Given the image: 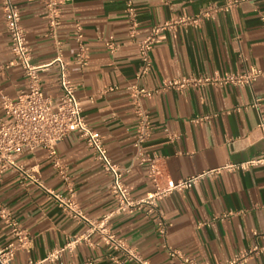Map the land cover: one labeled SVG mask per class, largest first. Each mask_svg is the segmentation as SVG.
<instances>
[{
  "label": "crops",
  "instance_id": "1",
  "mask_svg": "<svg viewBox=\"0 0 264 264\" xmlns=\"http://www.w3.org/2000/svg\"><path fill=\"white\" fill-rule=\"evenodd\" d=\"M134 1L139 25L137 35L132 37L126 0H62L63 17L56 37L62 41L60 52L86 119L101 132L109 155L130 168L125 181L132 186L133 195L143 196L152 182L148 165L135 158L138 116L128 86L138 81L158 88L141 100L153 126L145 147L163 156L166 170L175 179L217 171L202 175L191 187L159 201L171 223L166 236H162L153 216L143 210L114 211L117 204L110 189L111 175L74 131L57 143V149L68 166L77 200L89 219L110 214L111 229L151 264H183L169 254L166 243L191 254L199 264H222L258 246L259 251L245 264H264V164L227 167L248 160L264 148V76L248 84L162 88L172 77L240 71L250 65L264 68V0ZM230 1L237 2L226 8ZM15 2L33 61L51 62L59 50L44 4L41 0ZM207 8L216 10L203 15ZM181 15L199 18L167 30L152 48L150 70L138 78L141 60L137 39L145 36L155 22ZM78 30L87 47L84 65L75 61ZM110 38L116 41L113 50L106 44ZM11 58V40L0 0V117L4 113L1 92L15 97L29 86L20 65L6 66ZM59 72L57 61L40 71L45 93L55 100L62 92ZM198 116L204 117L196 120ZM169 131L179 133V138L171 140ZM17 159L26 167L35 166L34 173L47 186L63 190L62 178L47 148L25 147ZM0 203L9 206L28 235L13 264L46 257L90 225L70 215L38 182L29 178L22 182L18 169H8L0 177ZM15 239L0 218V244ZM112 252L94 231L73 249L63 250L60 259H47L44 264L61 260L65 264H122L110 258Z\"/></svg>",
  "mask_w": 264,
  "mask_h": 264
},
{
  "label": "built area",
  "instance_id": "2",
  "mask_svg": "<svg viewBox=\"0 0 264 264\" xmlns=\"http://www.w3.org/2000/svg\"><path fill=\"white\" fill-rule=\"evenodd\" d=\"M45 7L47 22L50 33L55 36L54 42L59 54L51 62L37 64L33 61L32 47L21 20L19 5L15 0H1V9L5 24L11 40L12 58L6 64L10 66L18 64L22 67L28 79L27 89H20L15 97L8 93L1 92V104L4 110L0 117V177L8 169H18L21 172L22 182L25 178L38 182L70 215L76 218L89 221L90 225L82 234H76L69 238L61 247L51 250L44 258H30L26 264H44L45 260H57L61 258V252L65 249H73L82 239H89L92 232H98L100 238L113 250L110 258L118 263L128 264H151L150 260L130 246L124 238L117 235L110 227L106 214L98 219H89L80 206L73 180L68 171V166L62 162L57 149V143L67 134L78 132L85 142L93 150L103 168L111 175L110 189L116 199L114 211L134 212L143 210L146 215H152L157 223L158 232L166 236L170 221L164 211L159 207V201L174 191L189 188L202 175L213 173L217 170H207L200 174L173 178L164 166V158L158 152H150L145 147V142L150 137L153 126L150 121V114L141 102L145 96H151L158 88L140 84L138 81L129 84V90L135 103V110L138 116L135 138L133 141L136 147L135 158L140 163H146L152 187L143 196H135L132 193V186L125 181V175L129 167L115 161L108 153L103 142L101 132L93 127L86 119L82 101L75 93V85L70 78L67 62L61 55L62 41L56 37L57 29L63 17L62 0H41ZM237 1H230L225 7ZM128 14V32L135 37L138 32L139 17L138 7L134 0H126ZM216 8H207L202 14H210ZM199 16L181 15L167 20L155 22L148 33L137 39L140 53V68L137 77L145 75L151 68V51L154 45L165 37L166 31L175 28L181 23L198 20ZM264 22V14L261 16ZM77 40L79 48L75 55V61L80 65L87 62V47L82 40V33L78 30ZM107 46L113 50L116 41L110 38L106 41ZM59 63V83L61 95L58 100L45 93L40 71L47 68L51 63ZM264 76V68L250 65L240 71H216L213 73L190 74L182 77L167 78L164 87L188 86L200 87L204 84L227 85V84H248L258 77ZM113 88V87H111ZM161 88V87H159ZM204 116L196 117V120ZM171 140L179 138L180 134L169 131ZM25 147L34 149L37 147L47 148L52 158L53 165L57 168L62 178L63 190H56L47 186L35 173V166L32 168L24 166L17 159ZM253 164H264V148L255 156L240 163H229V168H246ZM0 218L10 227L15 235V240L6 244H0V264H13L14 257L19 248L26 245L28 235L20 221L8 205L0 203ZM169 254L182 261L183 264H199L194 256L185 252L179 247L167 244ZM258 246L243 250L234 258L222 264H245L253 253L259 251ZM88 263H93L89 261ZM56 264H65L62 260Z\"/></svg>",
  "mask_w": 264,
  "mask_h": 264
}]
</instances>
